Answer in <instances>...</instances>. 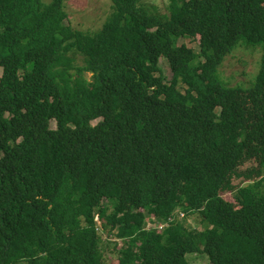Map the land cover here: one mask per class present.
Masks as SVG:
<instances>
[{
  "label": "trees",
  "instance_id": "obj_1",
  "mask_svg": "<svg viewBox=\"0 0 264 264\" xmlns=\"http://www.w3.org/2000/svg\"><path fill=\"white\" fill-rule=\"evenodd\" d=\"M111 1L91 32L65 0H0V264H108L102 240L116 264H264V53L249 87L218 72L264 45V0Z\"/></svg>",
  "mask_w": 264,
  "mask_h": 264
},
{
  "label": "rangeland",
  "instance_id": "obj_2",
  "mask_svg": "<svg viewBox=\"0 0 264 264\" xmlns=\"http://www.w3.org/2000/svg\"><path fill=\"white\" fill-rule=\"evenodd\" d=\"M48 1V0H45ZM138 3L148 8H155L157 11L165 13L167 10L168 0H138ZM111 0H65L66 11L68 13L67 22L75 28L83 31H97L111 12ZM186 42L188 45H192L197 49L196 42H190L188 39L179 38L178 43ZM237 47L223 59L219 67V76L222 81L229 86H239L242 88L249 87L255 81V77L260 69L261 58L264 53V45L262 42L254 44H247L240 41ZM166 76H170V70L167 69V65L161 62ZM89 75V74H88ZM247 121L250 125V136L253 138L249 144V147L244 152L237 170L243 172L246 170L255 169L258 166L260 156L258 153L257 140L259 139L260 133L258 134L257 127L254 123L253 114L250 110L246 111ZM51 128L55 127V122L51 121ZM259 177V175H258ZM247 179L244 174L234 175L231 180L232 187L240 186L247 183ZM235 191L224 190L221 192L222 196L229 200L234 201ZM111 209V208H110ZM110 212V211H109ZM184 224L187 227H196L202 229L203 226L200 223L197 215L187 216L184 219ZM106 233H102L104 238ZM115 242V238H112ZM105 240L100 241V246L107 251L109 255L108 264H116L115 256H112L113 245L105 246ZM188 260L192 264H210L206 255L201 254H190L187 255Z\"/></svg>",
  "mask_w": 264,
  "mask_h": 264
},
{
  "label": "built area",
  "instance_id": "obj_3",
  "mask_svg": "<svg viewBox=\"0 0 264 264\" xmlns=\"http://www.w3.org/2000/svg\"><path fill=\"white\" fill-rule=\"evenodd\" d=\"M148 226H151V224L149 223Z\"/></svg>",
  "mask_w": 264,
  "mask_h": 264
}]
</instances>
